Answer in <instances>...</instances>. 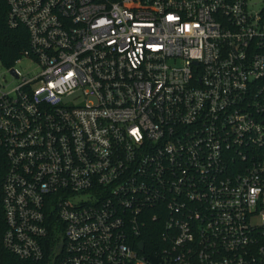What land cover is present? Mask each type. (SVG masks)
Instances as JSON below:
<instances>
[{
	"label": "built area",
	"instance_id": "2783aa9c",
	"mask_svg": "<svg viewBox=\"0 0 264 264\" xmlns=\"http://www.w3.org/2000/svg\"><path fill=\"white\" fill-rule=\"evenodd\" d=\"M8 4L39 72L0 90L6 249L264 264V0Z\"/></svg>",
	"mask_w": 264,
	"mask_h": 264
},
{
	"label": "trees",
	"instance_id": "16d2710c",
	"mask_svg": "<svg viewBox=\"0 0 264 264\" xmlns=\"http://www.w3.org/2000/svg\"><path fill=\"white\" fill-rule=\"evenodd\" d=\"M8 0H0V61L6 68L12 67L21 58L22 52L29 46V32L20 25L11 27L8 22ZM5 154L0 152V183L5 171ZM6 221L3 207V193L0 188V264H49V259L33 261L21 259L6 249L3 237L6 231Z\"/></svg>",
	"mask_w": 264,
	"mask_h": 264
},
{
	"label": "rangeland",
	"instance_id": "374dc122",
	"mask_svg": "<svg viewBox=\"0 0 264 264\" xmlns=\"http://www.w3.org/2000/svg\"><path fill=\"white\" fill-rule=\"evenodd\" d=\"M15 67L22 72L23 75L32 77L39 72L38 65L31 62L28 58L22 57ZM19 81L12 77L11 73L0 61V90L2 92H10Z\"/></svg>",
	"mask_w": 264,
	"mask_h": 264
},
{
	"label": "water",
	"instance_id": "95a60500",
	"mask_svg": "<svg viewBox=\"0 0 264 264\" xmlns=\"http://www.w3.org/2000/svg\"><path fill=\"white\" fill-rule=\"evenodd\" d=\"M11 72L15 74V71H14V69H12V70H11Z\"/></svg>",
	"mask_w": 264,
	"mask_h": 264
}]
</instances>
